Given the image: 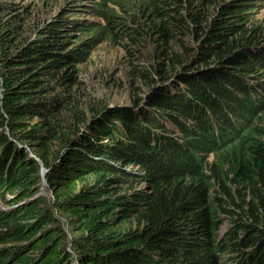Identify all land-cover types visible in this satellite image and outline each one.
<instances>
[{
    "label": "trees",
    "instance_id": "trees-1",
    "mask_svg": "<svg viewBox=\"0 0 264 264\" xmlns=\"http://www.w3.org/2000/svg\"><path fill=\"white\" fill-rule=\"evenodd\" d=\"M259 4L105 0L90 29L0 0V264H264ZM76 23L96 35L71 48ZM107 38L135 91L87 115L78 67Z\"/></svg>",
    "mask_w": 264,
    "mask_h": 264
},
{
    "label": "rangeland",
    "instance_id": "rangeland-1",
    "mask_svg": "<svg viewBox=\"0 0 264 264\" xmlns=\"http://www.w3.org/2000/svg\"><path fill=\"white\" fill-rule=\"evenodd\" d=\"M105 0H23V3H28L37 10L38 16L44 20L49 17H58L59 15L66 17L68 12H71V6L75 5L76 10L71 12L69 16L72 19L79 21H90L89 28L95 23H103V20L93 14L97 2H104ZM121 1V0H114ZM251 1V0H249ZM254 2H261L259 6L253 9L251 18L252 23L262 26L264 28V0H253ZM108 4L114 7L111 2ZM119 10L118 6L114 7ZM43 22V20L41 21ZM36 23V22H35ZM78 24L67 28L65 32L72 29L68 46L73 48L81 41L91 38L96 35L95 31L84 34L83 31L77 30ZM75 41V42H74ZM127 53L122 48L121 44L112 40L105 39L95 46L92 50L89 59L82 63L78 68L80 70L81 90L80 95L83 99V105L88 115L90 104L94 105H124L130 104L132 100L133 88L132 80L134 76L131 75L132 68L127 60ZM139 84V82H138ZM90 114V113H89ZM45 167V166H44ZM46 168V167H45ZM48 168H46V173ZM42 193L47 196H52V189L49 186L43 185ZM7 204L0 199V209L6 208Z\"/></svg>",
    "mask_w": 264,
    "mask_h": 264
},
{
    "label": "water",
    "instance_id": "water-1",
    "mask_svg": "<svg viewBox=\"0 0 264 264\" xmlns=\"http://www.w3.org/2000/svg\"><path fill=\"white\" fill-rule=\"evenodd\" d=\"M41 175H42V182H43V185H46L48 186V183H47V178H46V168L43 166V164H41Z\"/></svg>",
    "mask_w": 264,
    "mask_h": 264
}]
</instances>
